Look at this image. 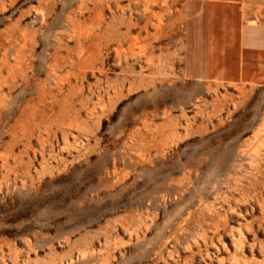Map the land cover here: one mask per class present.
I'll use <instances>...</instances> for the list:
<instances>
[{"label":"rangeland","instance_id":"374dc122","mask_svg":"<svg viewBox=\"0 0 264 264\" xmlns=\"http://www.w3.org/2000/svg\"><path fill=\"white\" fill-rule=\"evenodd\" d=\"M202 3L0 0V264H264V86L200 79Z\"/></svg>","mask_w":264,"mask_h":264},{"label":"crops","instance_id":"0c3cea01","mask_svg":"<svg viewBox=\"0 0 264 264\" xmlns=\"http://www.w3.org/2000/svg\"><path fill=\"white\" fill-rule=\"evenodd\" d=\"M202 1L200 79L264 86V20L257 22L253 12L261 10L264 19V0Z\"/></svg>","mask_w":264,"mask_h":264}]
</instances>
